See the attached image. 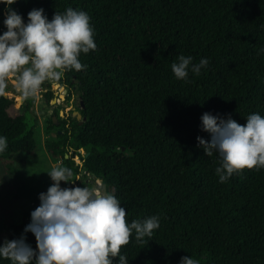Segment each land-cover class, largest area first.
Returning a JSON list of instances; mask_svg holds the SVG:
<instances>
[{"label": "trees", "instance_id": "16d2710c", "mask_svg": "<svg viewBox=\"0 0 264 264\" xmlns=\"http://www.w3.org/2000/svg\"><path fill=\"white\" fill-rule=\"evenodd\" d=\"M11 7L25 22L33 8L49 20L68 7L90 16L96 50L81 54L86 70L66 72L58 83L75 89L85 120L65 128L51 119L56 140L46 147L69 168L75 152L83 171L120 200L127 222L160 215L151 237L133 234L121 247L129 264H179L183 256L264 264V169L245 168L219 183L218 157L205 156L196 139H208L200 128L205 112L241 125L251 113L264 116V0H16ZM3 10L0 4V33ZM181 54L209 65L189 73L188 83L177 80L170 66ZM51 99L47 91L44 100ZM34 102L14 114L13 101L0 96V135L8 138L0 159L37 153ZM38 203L37 196L33 209ZM29 223L30 214L0 242L23 234L35 249L34 235L23 232Z\"/></svg>", "mask_w": 264, "mask_h": 264}, {"label": "clouds", "instance_id": "9594fccd", "mask_svg": "<svg viewBox=\"0 0 264 264\" xmlns=\"http://www.w3.org/2000/svg\"><path fill=\"white\" fill-rule=\"evenodd\" d=\"M16 0H0L4 5L0 33V96L7 95L8 77L22 99L33 97L45 83H59L66 72L86 70L81 54L96 50L94 29L84 10L66 8L54 12L49 20L43 8L27 13V22L11 6ZM264 53V48L258 54ZM209 65L201 58L178 55L171 64L177 80L186 83L189 73L200 75ZM201 131L208 139L197 137L204 155L218 157L215 174L219 183L227 182L245 168L264 169V116L251 113L239 124L231 116L205 112L200 117ZM8 149V138L0 135V153ZM51 180L38 194L39 205L30 212V223L23 230L32 233L36 247L19 238L0 242V260L9 264H129L121 247L135 235L137 241L151 237L160 228V215L127 222V211L114 192L96 186L73 185V172L58 161L45 172ZM179 264H199L183 256Z\"/></svg>", "mask_w": 264, "mask_h": 264}, {"label": "rangeland", "instance_id": "374dc122", "mask_svg": "<svg viewBox=\"0 0 264 264\" xmlns=\"http://www.w3.org/2000/svg\"><path fill=\"white\" fill-rule=\"evenodd\" d=\"M55 84L45 82L37 94L33 96L35 102L32 110L36 118L37 153L33 157L19 155L11 159H0V234H8L11 226L22 224L30 212L39 205L38 203L33 209L34 198L39 193L45 192L52 183L47 174L43 172L61 161L54 159L46 147L47 142L56 140V129L48 131V122L56 118L55 112L60 115L66 114L67 106H69L67 102H62L61 95L63 93L55 87ZM8 88L9 91L6 96L7 99L13 101V113L22 114L29 98H21L15 90V80L11 76L8 77ZM47 91L52 93V99L49 103L44 100V94ZM71 103H76L74 109L79 107L78 99L71 100ZM70 113L68 112V114ZM56 126L59 127L58 121ZM81 153L85 154L83 151ZM63 164L66 166L64 162ZM87 178L90 176L88 175ZM98 182L102 184L101 181Z\"/></svg>", "mask_w": 264, "mask_h": 264}, {"label": "flooded vegetation", "instance_id": "af4514ba", "mask_svg": "<svg viewBox=\"0 0 264 264\" xmlns=\"http://www.w3.org/2000/svg\"><path fill=\"white\" fill-rule=\"evenodd\" d=\"M65 87V86H63ZM67 93L65 94L64 100H62V102H67L69 106H67V113H63L62 116L58 113L59 117L61 118V121L59 123V127H61L62 123H65V128H70V124L73 121H78L81 120L82 122L85 120L84 118L78 119L76 113L80 114V110L79 107L78 108H73L76 103H71V100H75L78 99L80 100V97L75 94V89H70L68 87H65ZM63 93V92H62ZM64 95V93L62 94ZM82 110V109H81ZM68 112H71L70 114H68ZM81 115V114H80ZM66 121V122H65ZM61 134H63V132H59ZM84 152V150H81ZM80 151V154L83 155ZM87 156V155H86ZM70 161H72V165L70 166V168L72 169L73 172V177L72 179L75 180L73 185H65L64 182H62V187H72V186H82L84 184H88V186H96V187H101L102 184H98V181L96 179H92V178H87V174L85 171H83L82 169V163L83 161L75 155V152H71V156L70 158H68ZM67 167V165H66ZM87 175V176H86ZM82 184V185H81Z\"/></svg>", "mask_w": 264, "mask_h": 264}, {"label": "water", "instance_id": "95a60500", "mask_svg": "<svg viewBox=\"0 0 264 264\" xmlns=\"http://www.w3.org/2000/svg\"><path fill=\"white\" fill-rule=\"evenodd\" d=\"M55 87L58 88V90H60V91H62V92L64 93V95L61 96L62 100H64L65 94L67 93L65 87L61 86V85L58 84V83L55 84ZM4 97L7 98V96H4ZM81 105L83 106V102L81 103ZM76 115H77V118H78V119L81 118V115H80L79 113H76ZM61 116H62V114H61ZM53 122H54V124L56 125L57 119L54 118V119H53ZM59 134H61V133H59ZM87 156H88V155H87ZM86 174L89 175L90 178H92V179H96L97 181H101V183H102L101 188H106L105 183L103 182V180H102L100 177H97V176H95V175L88 174V173H86Z\"/></svg>", "mask_w": 264, "mask_h": 264}, {"label": "bare ground", "instance_id": "6f19581e", "mask_svg": "<svg viewBox=\"0 0 264 264\" xmlns=\"http://www.w3.org/2000/svg\"><path fill=\"white\" fill-rule=\"evenodd\" d=\"M62 96V95H61Z\"/></svg>", "mask_w": 264, "mask_h": 264}]
</instances>
